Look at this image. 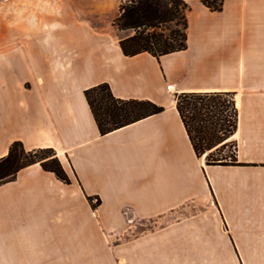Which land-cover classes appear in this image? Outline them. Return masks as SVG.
<instances>
[{"label":"crops","instance_id":"obj_1","mask_svg":"<svg viewBox=\"0 0 264 264\" xmlns=\"http://www.w3.org/2000/svg\"><path fill=\"white\" fill-rule=\"evenodd\" d=\"M78 1L0 0V157L51 147L70 179L35 163L0 184V264H264V0H184L186 48L158 58ZM102 82L163 110L102 135L83 93ZM190 91L233 93V164L195 154Z\"/></svg>","mask_w":264,"mask_h":264},{"label":"trees","instance_id":"obj_2","mask_svg":"<svg viewBox=\"0 0 264 264\" xmlns=\"http://www.w3.org/2000/svg\"><path fill=\"white\" fill-rule=\"evenodd\" d=\"M202 4L211 11L222 8V0H202ZM120 9L117 27L131 30L118 41L124 55L147 52L158 58L186 48L190 6L184 0H127ZM83 93L102 135L163 110L149 99L116 97L106 82L90 86ZM174 99L195 154L204 155L206 164H233L236 145L229 140L237 122L233 93L190 91L176 94ZM229 146L233 150L223 154ZM35 163L62 182H70L53 148L26 149L20 140H14L6 155L0 157V184L13 180L19 170ZM86 198L100 201L97 196Z\"/></svg>","mask_w":264,"mask_h":264},{"label":"rangeland","instance_id":"obj_3","mask_svg":"<svg viewBox=\"0 0 264 264\" xmlns=\"http://www.w3.org/2000/svg\"><path fill=\"white\" fill-rule=\"evenodd\" d=\"M127 0H80L77 9L80 17L89 21L94 27L109 32L117 37L131 33L130 29L120 30L116 20L121 13V5ZM233 150V146L225 148L223 154Z\"/></svg>","mask_w":264,"mask_h":264}]
</instances>
